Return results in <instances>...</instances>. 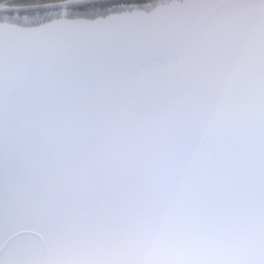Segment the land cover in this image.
<instances>
[{"label":"snow or ice","instance_id":"6c2138e0","mask_svg":"<svg viewBox=\"0 0 264 264\" xmlns=\"http://www.w3.org/2000/svg\"><path fill=\"white\" fill-rule=\"evenodd\" d=\"M0 264H264V0H0Z\"/></svg>","mask_w":264,"mask_h":264}]
</instances>
